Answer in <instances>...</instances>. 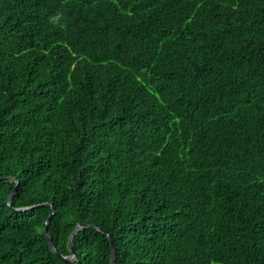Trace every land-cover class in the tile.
I'll return each mask as SVG.
<instances>
[{
	"label": "trees",
	"instance_id": "1",
	"mask_svg": "<svg viewBox=\"0 0 264 264\" xmlns=\"http://www.w3.org/2000/svg\"><path fill=\"white\" fill-rule=\"evenodd\" d=\"M112 247L264 264V0H0V264Z\"/></svg>",
	"mask_w": 264,
	"mask_h": 264
},
{
	"label": "water",
	"instance_id": "2",
	"mask_svg": "<svg viewBox=\"0 0 264 264\" xmlns=\"http://www.w3.org/2000/svg\"><path fill=\"white\" fill-rule=\"evenodd\" d=\"M13 193H14V190L11 191V193L9 194L8 196V199H7V203L10 205V202H11V198L13 196ZM52 206V205H51ZM80 227V224H77V226L74 228V230L72 231L71 235H70V238H69V249H70V252H71V255L68 257V258H63L65 261H69L73 255L75 254V250L73 248V245H72V239H73V236L75 234V231ZM110 239V238H109ZM110 242L112 244V241L110 239ZM49 245L51 246V248L53 250L54 249V246L51 244V241L49 240ZM110 264H115V253H114V249L112 247V255H111V260H110Z\"/></svg>",
	"mask_w": 264,
	"mask_h": 264
},
{
	"label": "clouds",
	"instance_id": "3",
	"mask_svg": "<svg viewBox=\"0 0 264 264\" xmlns=\"http://www.w3.org/2000/svg\"><path fill=\"white\" fill-rule=\"evenodd\" d=\"M6 180H8L9 178H5ZM14 190V189H13ZM11 193V192H10ZM14 194V193H13ZM13 197V196H12ZM11 200H12V198H11ZM8 204V203H7ZM9 205V204H8ZM10 205H11V202H10ZM9 205V206H10ZM46 205V203L45 204H41V206H45ZM50 206L52 205L51 203L49 204ZM52 207V209L54 208L53 206H51ZM27 208H31V207H27ZM27 208H18V209H16V210H24V209H27ZM53 214H54V211L52 210V212L47 216V218H46V220H45V236L47 237V239H48V242H49V240L51 241V239H50V237H49V233H48V223L50 222V220L52 219V217H53ZM81 226V225H80ZM51 244H52V242H51ZM53 245V244H52ZM51 247V246H50ZM74 248V247H73ZM52 249V248H51ZM55 249V248H54ZM53 250V249H52ZM54 252H56V250H53ZM71 255V254H70ZM69 255V256H70ZM68 256V257H69ZM75 256V254L73 255V257ZM72 257V258H73ZM71 258V259H72Z\"/></svg>",
	"mask_w": 264,
	"mask_h": 264
}]
</instances>
